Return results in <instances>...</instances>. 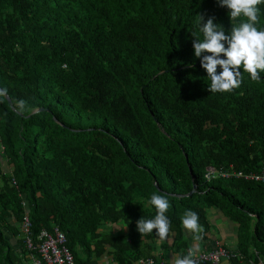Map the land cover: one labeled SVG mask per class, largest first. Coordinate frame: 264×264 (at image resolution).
<instances>
[{
    "label": "trees",
    "instance_id": "trees-1",
    "mask_svg": "<svg viewBox=\"0 0 264 264\" xmlns=\"http://www.w3.org/2000/svg\"><path fill=\"white\" fill-rule=\"evenodd\" d=\"M228 11L217 0H0V91L12 104L0 97V264H29L26 237L37 246L55 226L74 264L180 257L189 209L204 242L218 240L217 209L238 225L228 250L264 264V182L205 177L264 166V73L241 69L238 89L210 93L194 55L198 15L227 33ZM153 193L171 204L164 240L137 231L155 215Z\"/></svg>",
    "mask_w": 264,
    "mask_h": 264
},
{
    "label": "clouds",
    "instance_id": "clouds-1",
    "mask_svg": "<svg viewBox=\"0 0 264 264\" xmlns=\"http://www.w3.org/2000/svg\"><path fill=\"white\" fill-rule=\"evenodd\" d=\"M217 2L220 7L229 10L232 25L230 31L226 33L221 24L214 22L215 17L210 16L205 21L204 15H198L199 31L203 38L200 39L195 33H191L194 37L192 46L195 57L200 60V66L210 80L208 91L231 93L243 83L241 69L252 81H259L261 73H264V27H259L261 14L259 6L264 4V0H217ZM6 91V89L0 91V97H3ZM147 203L155 209V215L151 219L141 217L137 220V231L145 235L152 234L155 230V235L161 240L168 238L171 229V222L167 216L171 207L168 196L153 193ZM181 223L191 232L194 239H202L203 228L196 212L186 210L181 217ZM216 242L222 246L221 241L215 240ZM214 245L201 252L190 248L186 255L173 257L172 264H196L194 254L208 252ZM234 253L238 254L233 258L239 263L251 264V261H246L239 252Z\"/></svg>",
    "mask_w": 264,
    "mask_h": 264
},
{
    "label": "built area",
    "instance_id": "built-area-1",
    "mask_svg": "<svg viewBox=\"0 0 264 264\" xmlns=\"http://www.w3.org/2000/svg\"><path fill=\"white\" fill-rule=\"evenodd\" d=\"M207 180L216 177L222 178H236L254 182H264V166L259 171H244V170H228L216 173L212 167H207L205 172ZM23 231L30 234V223L25 217L23 221ZM37 246L32 242L30 236L26 237L25 244L28 249L36 250V253L31 255L29 264H74L73 256L66 245V236L58 226L53 227L52 230L42 229L38 235ZM35 252V251H34ZM238 256V254L229 251L215 243L212 249L208 252L194 254L196 264L200 263H218L221 259H231ZM240 257V256H239ZM140 264H154L152 258H145L139 260Z\"/></svg>",
    "mask_w": 264,
    "mask_h": 264
},
{
    "label": "crops",
    "instance_id": "crops-1",
    "mask_svg": "<svg viewBox=\"0 0 264 264\" xmlns=\"http://www.w3.org/2000/svg\"><path fill=\"white\" fill-rule=\"evenodd\" d=\"M209 221L211 223V235L217 238L219 241L224 243L227 248L234 249L237 248V234H238V225L231 221L225 214L217 209L210 210ZM189 231V230H187ZM191 232L189 231L187 236H190ZM191 248L195 251H206L209 249L210 245L204 242L202 239L196 240L191 235L189 243ZM237 250V249H236ZM157 252V253H156ZM157 261L155 264H172L173 257L177 255L172 250L168 249H157L155 251ZM231 261L222 259L217 264H230Z\"/></svg>",
    "mask_w": 264,
    "mask_h": 264
},
{
    "label": "water",
    "instance_id": "water-1",
    "mask_svg": "<svg viewBox=\"0 0 264 264\" xmlns=\"http://www.w3.org/2000/svg\"><path fill=\"white\" fill-rule=\"evenodd\" d=\"M5 97L7 98V101H8V103L10 104V106H12V104H11V100H10V98L8 97V95L6 94L5 95ZM42 108H39V110H41Z\"/></svg>",
    "mask_w": 264,
    "mask_h": 264
},
{
    "label": "rangeland",
    "instance_id": "rangeland-1",
    "mask_svg": "<svg viewBox=\"0 0 264 264\" xmlns=\"http://www.w3.org/2000/svg\"><path fill=\"white\" fill-rule=\"evenodd\" d=\"M238 238H241L240 236H239V233L237 234V241L236 242H238ZM249 242V241H248ZM222 243V242H221Z\"/></svg>",
    "mask_w": 264,
    "mask_h": 264
}]
</instances>
